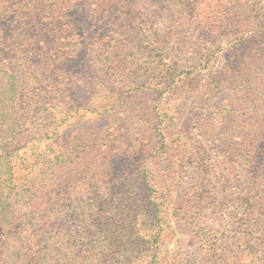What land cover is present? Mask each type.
<instances>
[{"label": "trees", "instance_id": "obj_1", "mask_svg": "<svg viewBox=\"0 0 264 264\" xmlns=\"http://www.w3.org/2000/svg\"><path fill=\"white\" fill-rule=\"evenodd\" d=\"M68 1L0 0V264H164L162 239L173 228L166 207L176 204L177 222L198 224L210 203L238 226L242 251L264 245V221L258 222L264 215V7L257 0H150L148 8L138 6L124 24L128 34L139 41L151 36L154 10L168 5L170 22L190 24L181 25L176 46L199 53L200 64L179 59L164 66L150 56L141 65L130 42V65L137 69L125 76L132 85L130 118L138 123L132 139L117 117L106 130L82 134L40 159L55 147L39 150L37 133L25 128L43 104L33 50L61 46L72 22ZM50 2L47 23L39 12ZM66 20V27L60 24ZM69 31L70 37L76 33ZM69 45L76 50L75 42ZM63 54L54 52L53 60L45 54L48 75L51 68L64 74ZM220 54L225 61L216 67ZM203 70L207 77L193 85ZM124 95H108L110 106L76 105L67 113L108 114ZM187 103L199 112L190 130L181 114ZM117 153L123 156L119 165ZM179 179L184 184L177 190ZM237 179L244 184L220 192ZM216 255L201 263L233 262L229 254Z\"/></svg>", "mask_w": 264, "mask_h": 264}, {"label": "rangeland", "instance_id": "obj_2", "mask_svg": "<svg viewBox=\"0 0 264 264\" xmlns=\"http://www.w3.org/2000/svg\"><path fill=\"white\" fill-rule=\"evenodd\" d=\"M30 1L32 0H27V2ZM257 1L260 6L264 7V0ZM149 2L153 1L113 0L111 3L103 2V0L68 1L67 15H71L73 23L70 22L71 25L67 28L76 31L75 35L70 37V31L67 30L61 46L47 44V47L41 51L33 50V62L35 63L34 68H36L35 81H40L36 86L40 85L41 88H44L41 91L43 104L40 105L35 116L31 114L30 118L26 119L25 128H31L33 133H37V142L41 145L39 150H44L43 148L48 143L55 147L53 151L49 150L46 155L44 153H41L42 156L39 153L36 154V160L40 156V159L54 156L61 144L75 142L82 134L92 135L106 130L108 126H111L113 119L117 117L121 118L120 125H118L121 132L129 141L132 139L130 135L133 136L134 128L138 123L137 119L130 118L129 107L132 99L128 97L127 92L132 88V85L128 83L125 76L133 74L137 69L136 66L130 65L132 57L129 55L133 54L132 50L127 47L130 42L136 47L138 64L141 65L150 56L151 59L163 61V65L179 59L187 66L200 64L201 55L199 53L176 46L175 40L181 25L189 26L190 24L183 19L178 23L179 25L170 22L168 5L154 10L157 22L151 36L139 41L125 31L124 24H129V16L135 15L138 6L148 8ZM47 6L48 8L44 9L43 6V9L40 10L39 19L52 23L49 20V13L53 12L51 9L53 3L50 2ZM130 11L131 14H129ZM57 18L59 16L55 15L54 22L59 24ZM60 24L66 27L68 22L67 20L66 22L61 21ZM69 40L75 42L76 50L69 45ZM249 42L251 43V40ZM247 43L246 46H248ZM60 51L64 53L60 59L64 64V74L60 75V72L51 68V73L48 75L43 68V58L47 54L52 60L58 59ZM54 52L57 53L56 57L52 56ZM107 57H111V59L107 60ZM224 61L225 58L220 54L213 65L218 67ZM43 73L46 74L44 79L40 77V74ZM206 77L207 71L203 70L193 85H199L198 81L203 82ZM110 94H125L126 100L108 114L99 115L98 112L90 113L86 109H82L79 112L74 110V117L69 118L70 114L67 113V109L74 108L76 105L86 108L110 106L107 99ZM179 96L180 94L173 98L172 102L175 103V99H178ZM163 106L168 108L167 105ZM182 108V117L187 122L186 128L190 130L195 126L199 112L189 103L183 104ZM46 132H48L47 136L40 139L38 134ZM122 160L123 156L117 153L115 155L116 164L119 165ZM198 176L197 174L196 177ZM244 182L242 179L233 180L229 185L220 187L219 190L220 192L224 191V194H230ZM176 183L180 185L176 188L177 190L184 184L180 179L176 180ZM207 190L214 192L211 187ZM177 206L180 205H171L168 209L166 207L168 213L165 218L169 220L167 224L172 225L173 228H168V231L163 235L161 250L162 257H165L164 264H202V261L206 262L209 259L212 261L211 257L218 256L216 254L223 256L229 254L230 257H233L232 264L234 262L235 264H261L264 262V245L257 242L248 251H242L245 248V242L242 241V234L237 230L238 226L233 224V219L228 213H222L221 209L209 203L201 211L198 224H183L172 217L174 208ZM261 221H264V215L259 216L258 222ZM71 228V225L67 227V229ZM198 231L199 236L194 237ZM213 247L216 249L215 251L212 250Z\"/></svg>", "mask_w": 264, "mask_h": 264}]
</instances>
